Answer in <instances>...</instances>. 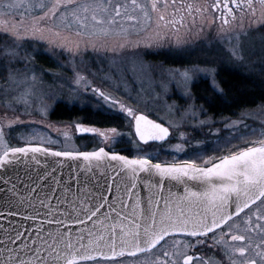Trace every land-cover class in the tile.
Returning <instances> with one entry per match:
<instances>
[{"label": "snow or ice", "instance_id": "snow-or-ice-1", "mask_svg": "<svg viewBox=\"0 0 264 264\" xmlns=\"http://www.w3.org/2000/svg\"><path fill=\"white\" fill-rule=\"evenodd\" d=\"M255 13L254 0H0V93L9 101L0 103V264H264V105L218 121L203 108L197 116L193 107L175 131L149 111L161 91L170 98L173 81L201 73L225 95L213 67L219 56L210 51L204 63L181 70L149 62L165 46L186 51L189 38L203 31L198 17L205 24L211 17L230 45L229 61L249 72L258 67L250 58L258 41L264 77V0L259 20ZM108 36L119 39L109 45ZM33 47L67 55L75 74L54 83L69 89L73 107L83 102L80 111L111 113L106 123L56 126L58 133L67 129L63 141L39 130L24 135L22 127L37 123L51 128L45 117L63 102V93L40 96L35 80L29 82L36 70L21 52L27 57ZM89 47L109 66L81 74L79 65L92 59ZM134 78L142 89L149 82L143 96ZM38 113L39 121L32 119ZM121 124L135 155L117 150ZM76 138L91 139L92 150L59 146ZM165 145L172 146V160L153 155L157 148L167 154Z\"/></svg>", "mask_w": 264, "mask_h": 264}, {"label": "rangeland", "instance_id": "rangeland-1", "mask_svg": "<svg viewBox=\"0 0 264 264\" xmlns=\"http://www.w3.org/2000/svg\"><path fill=\"white\" fill-rule=\"evenodd\" d=\"M35 2V0H34ZM203 2V1H202ZM257 19H260V13L256 15ZM197 23L202 24L203 31L201 32L200 29H197V34H193L186 44V47L188 48L186 51H175V49L170 50L167 49V46H165V49H162L159 51V53H152L148 56L149 62L153 65H162L165 72H168L169 70H181L187 67L195 66L197 63H204L207 59L206 53L209 51L212 53L213 56H219V59L213 67L217 68V74H220L222 71V67L230 68L231 70H235L239 72L240 74H256L260 70L259 68V42L257 41L255 45L254 55H250V58L253 62H255L258 67L256 71L249 72L244 67H241L236 62H231L228 59V52L230 51V45L225 42L221 41L218 36V32H214L211 29L215 28H209L207 26V23L205 24L204 20H201L199 17L197 18ZM243 26L246 28L248 26V20L245 19L243 22ZM259 25L253 22L252 27L256 28ZM107 41L109 45H114L115 41L119 39V37L116 36H108ZM235 43V42H234ZM28 56L25 57L24 53L21 52V57L24 59V63L27 64V66L30 69H35L36 71L34 73L30 72L28 75L29 82H32L35 80V86L37 89V94L42 96L43 94H48L50 92H59L63 93V96L61 97L62 103L66 104L68 107L73 106V100L71 96L69 95V89L66 86L61 85L58 81L54 83V79L56 77H62L65 82L69 81L71 77L75 74V69L73 68L72 64L66 63L67 55L65 54V58L61 59L58 56H53L51 52H48L45 50V48H30L28 49ZM88 56H91V61L87 60L83 65H79V71L81 74L87 73H95L97 69L99 68H107L109 66V62H105L104 65H101L98 60L95 59L94 56H92L91 48L89 47ZM111 55V51H109V56ZM38 56H45L47 60L50 63V66L47 67V65H41V63H37L36 58ZM77 62L80 60V57H77ZM185 62V63H191L188 65L179 66L180 63H173V62ZM65 68L67 70H65ZM157 75H159V67L156 69ZM220 76V75H219ZM42 77V79H41ZM135 79V88L137 92H140L141 96L144 94L145 89L150 88L149 82H144V88L142 89L140 87L141 80L139 78ZM199 81H208L209 88L212 89L213 81L211 76H204L202 73L198 75L194 81L189 82H177L173 81L172 87L168 89V95L170 96L169 99L165 100L164 95L165 93L163 91L160 92V99L158 104L150 105L149 111H150V117L159 121L163 122L166 125H173V130L175 131V124L180 122L181 117L187 116L189 113H191L193 107L196 109V115L199 116V109L200 105L198 102H196V99L193 98L192 92H191V86ZM217 82V78H216ZM212 85V86H211ZM74 86V85H73ZM4 87V81L0 80V88ZM131 88V85L129 86ZM135 94V93H134ZM152 95H156V90H152ZM191 96V99H188V96ZM27 99V98H25ZM145 100H147V97H144ZM13 103L16 102V99L13 98ZM0 103H9L8 99L4 97L3 93H0ZM40 100L37 99V105H39ZM51 103V102H46ZM19 106V105H18ZM76 106L78 107H84L83 102H77ZM261 106H257L252 109H246L243 111H239L235 114V116H228L232 117L233 119L236 118V116H239L243 112L248 111H259ZM202 108V107H201ZM93 112H95V108L93 106ZM206 113V111H205ZM106 115H111V113H106ZM103 116V115H101ZM206 117H212V115H209L206 113ZM201 117V118H206ZM226 117V116H225ZM224 117L220 116L215 118L217 121L222 119ZM32 119H35L39 121L40 115L39 113L37 116L33 117ZM255 120L256 124L260 123V120L257 118H253ZM46 122L51 125V128L44 127L43 125L37 123L34 127H22L21 131H23L24 135L31 136L33 133L37 130H39V134L45 138L52 139L54 142L59 139L63 141L64 137L61 134L63 131H67V129L61 128L60 133L57 132L56 126L60 125H66L69 123H74L75 121L71 122H61V121H55L50 118V116L45 117ZM77 121V120H76ZM120 131L123 133L122 137H119L118 139L121 141L118 144L117 150L120 149H132V155H135L134 145L129 143L130 136H129V129L126 126V124L120 125ZM13 135H18V133H13ZM176 135L178 136L179 133L177 132ZM176 140L174 139L172 143L174 144ZM195 143V142H194ZM209 145H212V138L209 137L208 140ZM93 141L91 139H80L76 138L75 143L72 144L69 142V144H61L60 147H76L79 146L80 148H86L87 150L92 149ZM165 152L160 151V149H153V155H155L157 152H160L159 159L160 160H172L173 154H172V146L171 145H165ZM183 153H178L176 155H182ZM208 155H211V151H208Z\"/></svg>", "mask_w": 264, "mask_h": 264}, {"label": "trees", "instance_id": "trees-1", "mask_svg": "<svg viewBox=\"0 0 264 264\" xmlns=\"http://www.w3.org/2000/svg\"><path fill=\"white\" fill-rule=\"evenodd\" d=\"M36 61L41 65L50 66L45 56H38ZM216 83L222 84L225 95L220 97L218 91L215 93L212 85V89L209 88L208 81H199L191 86L193 98L212 117L233 116V113L264 105V77L260 75V71L256 74H240L230 68L222 67ZM81 108L83 107L76 105L68 107L61 103L50 118L58 122L81 119L105 121L104 115L97 116L88 111H80Z\"/></svg>", "mask_w": 264, "mask_h": 264}, {"label": "flooded vegetation", "instance_id": "flooded-vegetation-1", "mask_svg": "<svg viewBox=\"0 0 264 264\" xmlns=\"http://www.w3.org/2000/svg\"><path fill=\"white\" fill-rule=\"evenodd\" d=\"M203 1V2H202ZM185 2H200V3H206L207 0H185ZM254 3L256 5V15L260 13V0H254ZM237 15H240V13H237ZM208 23H207V26L211 29V24H212V20H211V17H207L206 18ZM217 23V26L219 25V20L216 22ZM212 31L214 32H217V29H211ZM180 65L179 66H183L184 65H188V64H191V63H185V62H179ZM216 78H217V75H216ZM89 150H92V149H89ZM214 251V250H213ZM209 257H211L213 260H215L216 258L213 256V253L212 252H209L208 253Z\"/></svg>", "mask_w": 264, "mask_h": 264}, {"label": "water", "instance_id": "water-1", "mask_svg": "<svg viewBox=\"0 0 264 264\" xmlns=\"http://www.w3.org/2000/svg\"><path fill=\"white\" fill-rule=\"evenodd\" d=\"M158 122H159V121H158ZM133 134H134V133H133ZM53 166H56V165H53ZM65 176H67V171H65ZM128 179H129V178H127V177L123 178L122 183H123L124 181H127ZM139 183L142 184V181L139 182ZM138 191H139V189H138ZM165 194H167L166 191H165ZM144 195H145V200H146V199H147V193H145ZM52 204L55 205V204H56V201H52ZM37 206H38V202H37ZM54 210H55V209L53 208V211H54ZM37 223H38V221H37Z\"/></svg>", "mask_w": 264, "mask_h": 264}, {"label": "bare ground", "instance_id": "bare-ground-1", "mask_svg": "<svg viewBox=\"0 0 264 264\" xmlns=\"http://www.w3.org/2000/svg\"><path fill=\"white\" fill-rule=\"evenodd\" d=\"M249 76V75H248ZM256 82V81H255Z\"/></svg>", "mask_w": 264, "mask_h": 264}]
</instances>
